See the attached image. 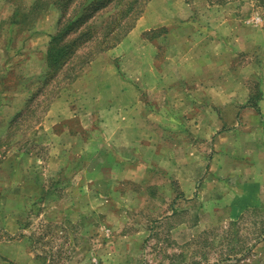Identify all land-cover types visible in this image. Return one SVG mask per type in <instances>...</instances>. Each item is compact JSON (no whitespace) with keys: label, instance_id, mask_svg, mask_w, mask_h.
Here are the masks:
<instances>
[{"label":"rangeland","instance_id":"obj_1","mask_svg":"<svg viewBox=\"0 0 264 264\" xmlns=\"http://www.w3.org/2000/svg\"><path fill=\"white\" fill-rule=\"evenodd\" d=\"M32 1L0 0L1 85L22 83L26 93L18 112L23 116L15 123L18 113L12 117L0 135V199L12 184L22 193L6 204L14 218L12 228L0 225V264H264V205L239 213L255 197L233 196L230 205L234 179L217 173L229 174L232 165L227 142L220 149L216 143L226 161L213 165L207 160L213 140L205 138L202 148L189 133V151L207 161L188 165L202 175L198 184L182 185L180 164L152 162L148 147L143 161L126 162L119 173L104 159L100 119L76 111L82 90L75 80L83 67L75 73L65 67L51 77L58 0ZM188 1L195 7L209 2ZM241 11H253L254 26L264 29L258 17H264V0L242 3ZM103 15L97 16L100 28ZM90 46L67 58V67L77 66Z\"/></svg>","mask_w":264,"mask_h":264},{"label":"crops","instance_id":"obj_2","mask_svg":"<svg viewBox=\"0 0 264 264\" xmlns=\"http://www.w3.org/2000/svg\"><path fill=\"white\" fill-rule=\"evenodd\" d=\"M253 1L209 0L195 7L188 0H149L120 42L80 70L74 81L82 90L75 97L76 111L100 119L108 147L104 159L115 170L143 161L148 147L152 162L180 164L177 177L187 187L202 178L188 165L206 161L200 152L189 151L190 136L202 148L205 138L213 140L207 159L213 165L218 158L226 161L218 157L216 143L220 149L227 142L232 165L229 174L217 173L234 179L230 205L237 196L255 197L239 213L264 205V68L256 67L264 66V29L254 26L253 11L239 12L242 3L246 7ZM1 84L0 79V135L26 96L22 83L10 89ZM19 194L15 184L2 192L0 225L5 229L12 228L14 218L6 204Z\"/></svg>","mask_w":264,"mask_h":264},{"label":"trees","instance_id":"obj_3","mask_svg":"<svg viewBox=\"0 0 264 264\" xmlns=\"http://www.w3.org/2000/svg\"><path fill=\"white\" fill-rule=\"evenodd\" d=\"M62 14L58 20L55 33L49 41L48 62L55 76L63 68L76 72L89 63L96 54L113 48L132 29L141 15L147 0H58ZM37 4L32 5L36 10ZM98 27L97 16L103 14ZM31 14V13H30ZM24 18H28L25 15ZM91 45L81 55L78 65L67 67V58L72 57L84 46ZM50 76V75H49ZM47 82V81H46ZM23 114L13 119L17 122ZM11 122V123H12Z\"/></svg>","mask_w":264,"mask_h":264}]
</instances>
